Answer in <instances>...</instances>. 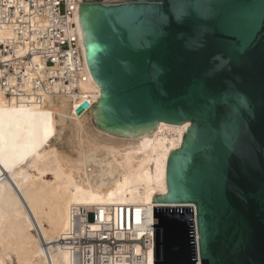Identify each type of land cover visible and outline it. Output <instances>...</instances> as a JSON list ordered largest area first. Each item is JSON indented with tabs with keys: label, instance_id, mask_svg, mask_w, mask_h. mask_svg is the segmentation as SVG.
Wrapping results in <instances>:
<instances>
[{
	"label": "water",
	"instance_id": "1",
	"mask_svg": "<svg viewBox=\"0 0 264 264\" xmlns=\"http://www.w3.org/2000/svg\"><path fill=\"white\" fill-rule=\"evenodd\" d=\"M109 1L80 13L98 129L193 122L154 197L191 205L154 206V264H264V0Z\"/></svg>",
	"mask_w": 264,
	"mask_h": 264
},
{
	"label": "bare ground",
	"instance_id": "2",
	"mask_svg": "<svg viewBox=\"0 0 264 264\" xmlns=\"http://www.w3.org/2000/svg\"><path fill=\"white\" fill-rule=\"evenodd\" d=\"M85 1L116 5L77 0L73 21L89 72L80 92L51 94L41 103L0 92V261L15 255L19 264H71L70 250L60 240L82 208L105 219L113 217L116 207L132 205L148 226L154 224V206L191 205L154 202V197L170 192V155L183 148L193 122L160 121L154 134L142 137L98 129L93 112L100 83L88 66L86 41L80 36ZM89 227L97 230L100 224L90 220ZM152 228L146 233L154 234ZM148 260L154 264L153 248Z\"/></svg>",
	"mask_w": 264,
	"mask_h": 264
},
{
	"label": "built area",
	"instance_id": "3",
	"mask_svg": "<svg viewBox=\"0 0 264 264\" xmlns=\"http://www.w3.org/2000/svg\"><path fill=\"white\" fill-rule=\"evenodd\" d=\"M76 8L77 0H0V92L38 103L80 92L89 72L73 21ZM90 220L100 227L92 230ZM148 227L154 224L145 225L132 205L116 207L105 219L82 208L60 241L71 264H149L154 234Z\"/></svg>",
	"mask_w": 264,
	"mask_h": 264
},
{
	"label": "rangeland",
	"instance_id": "4",
	"mask_svg": "<svg viewBox=\"0 0 264 264\" xmlns=\"http://www.w3.org/2000/svg\"><path fill=\"white\" fill-rule=\"evenodd\" d=\"M89 4H92V3H90L89 1L82 2L81 7H82V5H89ZM58 146H59V148H61L60 145H58ZM65 149L67 150L68 148L65 147ZM67 151L69 152L70 149ZM48 176L50 179L52 178V175H48ZM0 264H19V263H18L17 257L14 255V256L8 257L7 260L0 261Z\"/></svg>",
	"mask_w": 264,
	"mask_h": 264
}]
</instances>
